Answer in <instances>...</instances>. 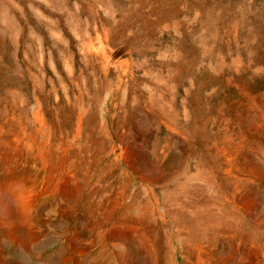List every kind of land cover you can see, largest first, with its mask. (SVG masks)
Segmentation results:
<instances>
[{"label": "rangeland", "instance_id": "374dc122", "mask_svg": "<svg viewBox=\"0 0 264 264\" xmlns=\"http://www.w3.org/2000/svg\"><path fill=\"white\" fill-rule=\"evenodd\" d=\"M0 264H264V0H0Z\"/></svg>", "mask_w": 264, "mask_h": 264}]
</instances>
